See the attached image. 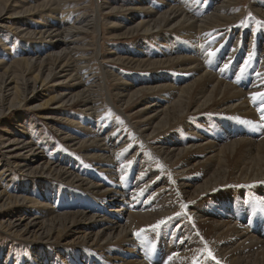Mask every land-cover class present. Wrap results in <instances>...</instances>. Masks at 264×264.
<instances>
[{"label": "bare ground", "instance_id": "1", "mask_svg": "<svg viewBox=\"0 0 264 264\" xmlns=\"http://www.w3.org/2000/svg\"><path fill=\"white\" fill-rule=\"evenodd\" d=\"M101 1L95 0L93 12L78 13L70 25H65L56 16L51 22L39 21L41 28L31 33L37 35L35 38L45 33L46 40L25 48L28 56L22 57L28 67L33 68L31 78L34 82L41 80L43 84L53 75L65 77L55 81L60 90L49 97L50 100L58 96L61 100L54 106L64 113L67 112L64 107L70 106L67 102L75 101L71 106H77L80 114H85V120H88L77 125L70 116L64 115V123L73 124L70 125L71 130L56 131L69 146L81 152L90 167L76 161L67 151L60 153L50 138L43 140L42 146H46V151L52 149L51 152L44 153L42 148L35 147L34 141L32 144L26 137L21 116H17V124L22 126L19 135L0 138V146L5 152V159L0 156V211L6 209L5 217L0 218V229L20 238L23 243L32 240L44 242L50 248L37 253L29 248L27 260L21 264H96L107 259H110L107 261L109 264H150L145 251L138 248L139 239L133 229L161 216L160 210L198 224L217 243L211 248L218 260L231 264H264L261 230L252 233L243 226L242 218L232 213L235 200L250 202L264 210V120L260 118L261 101L253 103L251 100L252 93L264 92V29L254 36L251 33L248 49L241 56L243 50L238 37L244 29L239 28L236 39L226 51L227 48L220 45L228 42H222L227 36L220 32L221 26L217 28V25L233 21L236 17L219 11L225 12L230 5L241 0H218L213 5L212 14L206 15L207 10L202 17L186 14L177 3L172 4L169 0H162L153 9L142 5L148 0H132L134 4L124 9H130L127 18L112 15L117 20L114 27L121 29L116 37L140 32L149 40H139L135 49L121 56L117 47L107 49L102 58V49L97 42L102 19L100 11L105 7ZM55 2L42 0L41 4L30 7L54 9ZM249 7L264 16L261 0L251 1ZM188 9L191 11V6ZM28 18L24 17V21ZM18 23L15 29L24 30L23 24ZM212 30L220 35L208 40L206 35L212 34ZM89 32L95 33V39L86 40L84 46L78 47ZM167 32L177 36H170ZM167 35L176 39L167 38ZM256 42L260 52L254 54L258 47ZM83 49L85 51L77 55V50ZM208 52L216 55L209 60ZM44 59L50 62L43 63ZM92 59L99 66L98 72L89 66ZM114 61L128 67L155 70L141 75L128 74L125 79L113 70ZM245 61L256 68L241 76L240 69ZM225 63L228 64L227 69H224ZM227 73L231 74L230 78L225 77ZM257 73L262 75L258 77ZM28 81L27 78L16 83L12 76L4 80L0 86V112L5 109L13 113L21 107L20 101L12 102V94L17 92L19 96V92L28 88L31 93L39 92L36 91V82L31 84ZM108 81L112 82L111 86ZM141 95L145 96L141 98L138 109L128 112L133 100ZM49 98L33 108L45 105ZM103 104L123 115L139 137V145L134 146L124 132H115L119 125L112 122V118L105 124L100 122L102 115H106L100 112ZM72 131L76 134H71ZM155 137L156 140L152 141ZM47 146L51 149L48 150ZM142 148L158 157L161 167H155ZM68 166L73 167H70L72 172ZM13 168L15 174L56 172L60 179L88 193L80 196V190V195L74 197L71 192L65 194L64 190L49 184L36 188L21 187L25 183L16 179L11 172ZM191 169L195 173H191ZM75 170L80 173L88 171L87 175L97 176L98 180L74 173ZM128 172L127 180L133 186L124 190L119 187L121 178ZM9 188L17 193L8 195ZM177 199L181 205L175 209ZM215 202V210L209 209V203L215 206ZM19 204L22 206L15 207ZM33 206L37 209L33 210ZM104 207H107V213H99ZM254 220H250L247 226L255 232ZM169 238H172V249L177 251L173 263L183 262L187 256L184 255L186 243L181 239L174 241L176 237ZM51 248L60 251L52 252ZM15 254L12 249L1 251L0 264H17V261L20 264Z\"/></svg>", "mask_w": 264, "mask_h": 264}, {"label": "rangeland", "instance_id": "2", "mask_svg": "<svg viewBox=\"0 0 264 264\" xmlns=\"http://www.w3.org/2000/svg\"><path fill=\"white\" fill-rule=\"evenodd\" d=\"M56 1L57 2H55V5H54V7L56 9L55 8L51 9L48 7L46 9L44 8V9L40 10L39 9L40 7L31 8L30 5L41 4L42 0H0V86L4 83V80H6L8 77H11V76H12V80L16 83L20 82L22 79L28 78L30 81H28L27 83L32 84V83L36 82L35 83V85H37L36 91L37 90L39 91L38 93L34 94V93L29 92V90H28L29 88H28L27 90H23L22 92H19V96H18L17 92L12 94V97H13L12 102L20 101V103H22V104H21V107H19L18 109L16 108V111H14L13 113L7 112L5 109L3 112H0V138L12 136L13 134L19 135L18 133L21 131L22 126L17 124L18 123L17 122V116H21V118H22L21 124L23 125V123H25L24 124L25 125V133L27 134L26 137L31 139L32 144L34 141L33 145L35 147L39 146L38 148L39 149L42 148V151L43 152L45 151L44 153H46V152L49 153V151L51 152L52 149L50 147L47 146L48 147L47 149L49 150V148H50L51 150L46 151V148H45L46 146H42L43 140L45 141V139L50 138L51 141L52 140L54 141L53 145L56 146L55 147L56 149L60 150V153L62 151L63 152L67 151L68 153L67 152L66 153L68 155H70L73 158L75 157L76 161L78 160L79 163L82 162V164H84V165H86V167H88L90 165L89 161L85 160L80 155L81 152H77L78 150L73 148L71 145L69 146L68 142L63 140L61 138V135L58 134V132L56 131V129H62L65 132H67L68 129L71 130L70 127L73 124L64 123V121L62 120L64 115L66 117L70 116L71 119L73 120V123L77 124V125H82L84 121L88 120V119L85 120V118H86L84 116L85 114H83V115L80 114L81 111L77 110V108H78L77 106H71L75 103V101L67 102V105H70V106L64 107V109L67 110V112L64 113V112H62V110L59 107L54 106L55 104L58 103L57 101L61 100L58 96H55L53 99L50 100L51 96L60 90L59 89L60 85H56L55 81H58V80L63 79L65 77H62L59 75H53V76L49 77L48 79H46L43 82V84H41V82H42L41 80L34 82V79L31 78V76L33 74V72H32L33 68H29L27 63H25V61L22 59L23 56H28L27 54H25L26 53L25 48L32 47L31 45H33L34 42H38L39 44H41L46 40L45 39L46 38L45 33L42 36L37 37V38H35L37 35H35V34L32 35L33 32L31 33V31L41 28L39 21L45 22L48 20L49 22H51V19L54 16H56L57 18H61L62 21H64L65 25H70L73 23L72 21H74V18L78 13H81V14L91 13L95 9V0H56ZM183 1L185 2V4ZM197 1H198V3H196ZM203 1L204 0H190V1H188V0H180V1L179 0L178 1L177 0H169L170 3H172V2H175L174 4L177 3L176 5L180 6L182 9H184V12L186 14L188 13V15H190V16H199V17L201 16L202 17V15L207 12V10L209 12H207L206 15L207 14L211 15L213 10H214L213 5L216 2H218V0H209L207 2L205 0L204 3H203ZM251 1H253V0H245V1H242V3L239 2L238 4H232L233 6L230 5V7L227 10H225V12H224V10L219 11L220 14H224V15L230 14L229 16H231V15L236 16L235 18L237 19L236 20L234 18L233 21L231 20L228 23H224L223 25H217L218 26L217 28H220V26H221L220 32H225L226 36L228 37V38L226 37V39H224L222 41V42H224V41H228V42L220 45L224 48H227L226 51L229 50L232 42L236 39L237 32L239 31V28L244 29L239 34V37H238V40L240 41V46L243 50L241 53V56H243L242 54H245L246 50L248 49L247 46H248L249 39L251 37V33H253V36H254L256 32L259 33V31H261L262 28L264 29V16L258 14L256 11L251 9V7H249ZM190 2H191V4H190ZM261 2H262V4H264V0H261ZM101 3L105 7L102 8V10L100 11V16L102 19L99 23V28H98V35L99 36H98L97 42H98L99 48L101 47V49H102L101 50V53H103V55H101L102 58H104V54L107 51V49L117 47V53H118V55L121 56V55H125L126 53H129L133 49H135V45H137L139 40H141V39L143 41L149 40L148 38H145V35L141 34L140 32H137L134 35H130V34L123 35L122 34L121 37H116L120 34L121 29L119 27H114V24L116 23L117 20L115 18H113L112 15H117L121 19L127 18V16H128L127 11L130 9H126V11L124 9L127 6L134 4L132 0H102ZM160 3H162V0H148L147 2L143 3L142 5H145L146 7H150L153 9V8H156L157 6H159ZM199 3H200V5H199ZM184 5L185 6L187 5V7L185 8ZM190 6H191V11H190V9H188L190 11L189 12L187 10V8H189ZM259 7H261V6H259ZM261 8H263V7H261ZM35 9H38L37 13H33V14L28 13V12H32ZM16 10H18V11H16ZM251 10H253V11H251ZM197 11H199V13ZM200 12L201 13L203 12V13L200 14ZM51 15H53V16H51ZM206 15H204V16H206ZM28 16L30 18H28L27 20L24 21V17H28ZM19 21H20V24H23L22 27L25 28L24 30H22V29L16 30L15 29V27L19 24L18 23ZM215 28H216V26L214 27V29ZM217 28L215 30L218 33L219 30H217ZM28 31H30V32H28ZM214 31L212 32V34H210V32H209L210 35H208V34L206 35L207 37L209 36L208 40H213V39H216L219 37L220 34L217 35L216 31L215 32ZM167 33L169 35L172 34L169 32H167ZM229 33H231V35ZM173 34L174 35H170V36H174V37L177 36V35H175V33H173ZM164 35H166V34H164ZM169 35H167L166 37L171 38L173 40L176 39L174 37H170ZM210 36H212V37H210ZM94 39H95V33H92V32L86 33L84 35L83 41L79 42L78 47L81 48L82 46H84L86 44V42H85L86 40L87 41H93ZM187 40H188V42L190 41V39H187ZM260 40H262V38H260ZM209 42H212V41H209ZM219 42H221V41H218V43ZM253 43H255V40H253ZM145 44H148V43H145ZM256 45H258V47H256V52H254V54L260 52V47H259L258 42H256ZM190 46H192V44H190ZM188 50H189V48H187V51ZM77 51H78L77 55H79V53L82 54L80 51H85V50L83 49V50H77ZM86 51L88 53L91 52L90 50H86ZM39 52H41V51H39ZM87 52H84V53H87ZM49 62H50L49 59H44L43 63H49ZM37 65L38 64H36L35 66H37ZM89 66L93 69L95 68L98 72L99 66H98L97 62H95V60L92 59L89 62ZM243 66H244V64H242L241 67H243ZM112 68H113V70H116V72H119L120 75L123 76L125 79L128 78V74H132V75L138 74L139 75L140 73H143V72L150 73L151 71L155 70V68L149 69V70H142L141 67H137V68L128 67V66H124L122 63H118V62L113 63ZM255 68H256V66H252L251 64L247 63V67L245 68L244 73L241 74V72H240V75L244 76L245 74L253 71V69H255ZM34 70H36V69L34 68ZM44 75H45V72L42 74V77H44ZM230 76H231L230 73L225 74V77L230 78ZM108 83L111 86L112 82L108 81ZM12 84H13V82L11 83V85ZM31 84H29V85H31ZM23 93H25V97H23ZM34 95H36V97H34ZM144 96L145 95H141L136 100H133L131 105L127 108V111L128 112H135L141 104V98ZM48 98L50 101L45 103V105L33 108L36 106V104L42 103L43 100H45V99L47 100ZM103 106L105 108L103 107L102 109H100V112H102V113L104 112L103 114H106V115H102L103 116L102 121L100 120V122L105 124L108 122V121L106 122V120H110V118H112L111 121L112 122L116 121L115 122L116 125L117 126L119 125L118 127H116L117 131H115V132H117V133L124 132L132 140L131 142H133L134 146L139 145L138 143H141V141H139L140 140L139 137L135 134V132L132 131L133 130L132 127L130 126V124H127V121L124 119L123 115H121L119 112L114 111L113 109L108 107L107 104H103ZM2 110H3V108H2ZM46 115H51L52 117L51 118H45L44 116H46ZM117 117H119V121H122V123L118 122ZM80 122L82 124H80ZM119 127H121V128L118 129ZM73 129H75V128H73ZM78 129H79V127H78ZM73 131H72V133L71 132L70 133L71 134L75 133ZM110 131H112V129ZM1 140H4V139H1ZM154 140H156V137L152 141H154ZM37 142H39V143L37 144ZM43 148L45 150H43ZM142 150H143V152H147V155L151 157L155 167H161V162L158 159V157H156L155 155L153 156V154L150 153V151L147 149L142 148ZM129 154H130V152H129ZM4 155H5V152L3 150V147L0 146V156L5 159ZM75 155H77V156H75ZM79 159H80V161H79ZM87 163H88V165H87ZM59 165L63 166L61 164H59ZM65 167L67 168L66 165H65ZM68 167H69L68 170H70L72 172L73 170H71V169H73V167L72 166H68ZM70 167H71V169H70ZM190 171L192 173V171H194V169H191ZM11 172H13L15 174V172H16L15 168H13ZM76 172L79 173L80 175H84V174L87 175L88 174V171H85L84 173H80V172L75 170L74 173H76ZM74 173H72V174H74ZM194 173H195V171H194ZM96 174L98 176H100L98 173H96ZM128 175H129V172L124 176L122 183L120 184L119 188H122L124 190H129L133 186L127 180ZM15 176H16V179H18L20 181H24L25 185L21 186V187L36 188V187L42 186L44 184H49V185L55 186L59 190H64L63 193H65V192L70 193L71 192L70 194H74L73 195L74 197H77L80 194H81L80 196H83L84 194L88 193L87 190L80 188L79 186H77V187L75 186L76 187V189H75V187L73 185H71L70 183H68L62 179H60L58 177L59 175L56 172H49V173L48 172L39 173V172H35V171H31L30 173L17 172L15 174ZM87 177L89 179H93L94 181L98 180L97 176H96V178H94L91 175H87ZM133 179H134V177L132 176V180ZM0 185H2V184H0ZM1 189L2 188L0 187V190ZM8 190H9L8 195H10V196L15 195L17 193V191H15L12 188H9ZM78 192H81V193L79 194ZM25 193L32 195L29 192H25ZM67 193H65V194H67ZM2 196H3V198L6 197V196H4V194ZM78 200H80V198H78ZM2 201H3V199H2ZM179 203H181L180 200H178V203L174 204L175 209H177V207L178 208L180 207L181 204H179ZM94 204H96V203H94ZM20 206H22V205L21 204L15 205V207H20ZM208 207H209V209L215 210L216 202H215V206H213V204L209 203ZM32 209L35 210V209H37V207L33 206ZM5 210L6 209H3L2 211H0V218L5 217V215H6ZM99 211H100L99 213H107V207L106 208L104 207V208L100 209ZM160 211H158V212L162 213V215L159 216L158 218L153 219L152 220L153 222L151 221L150 223L141 224L142 226L139 225V226L134 227V229H133L134 233L141 232L142 228L146 231V232L143 231L144 233L141 232L143 234L140 233L139 236H137V235H135V236L139 239L138 240V248H141L142 250L145 251L146 258L148 257L147 259L150 262V264H165V261L168 260L169 256H171L172 259H171V261H168V264H174L173 263V257L177 253V251H174L172 249V245H171V239L172 238H169V237H176V239L174 240L176 242L181 239L182 241H184V243H186V248L184 249V250H186V253H184V255L187 254V256L183 259V262L180 261L181 263L176 262L175 264H193L194 258L197 260V264H217V262H218V264H231L229 262H225V261L222 262L221 260H218L216 253H215V250H213L211 248L212 245L217 246L216 245L217 243H214V241L211 238H209L206 235V233H204L203 229L199 228L198 224L195 225L196 223H193L192 221H188L186 218L184 219L183 217H181V218L175 217L174 213H170L168 211H163V210H160ZM232 213H234V215L240 216L242 218V220H243L242 224L244 227H246L252 233H255V234H256V231L259 229L262 232L261 235L264 237V210H262L260 208H256L250 202H247V201L241 202V201L235 200L233 205H232ZM169 218H171L170 222L164 226H161V228H159V229H153L152 228V226L157 224L160 220H162V219L163 220H169ZM177 218L181 219V220L178 221ZM246 218H248V219H246ZM174 219H177V220H174ZM252 219H255L254 220L255 232L247 226V223L250 222V220H252ZM257 220H259V222ZM258 231H257V233H258ZM159 237L162 240H160ZM19 239L20 238L6 234L5 232L1 231V229H0V252L12 249L13 252L16 253L15 255L20 260V264H21V262L24 263L27 260V254H28L29 248H31L35 253H37L39 250L46 252L47 249H50L49 246L44 242H42V243L32 242L33 241L32 240V241H28L27 243H23ZM205 246H207L208 250L212 249L211 251H212L213 256L215 257V260L208 257L207 252L205 251ZM51 249L54 250L52 252L60 251V250H58V248H51ZM192 249H194V250H192ZM199 251L201 254L199 253ZM60 254H63V253H60ZM153 256H155V257H153ZM37 260H39V258ZM108 260H110V259L103 260L101 262H97L96 264H109L107 262ZM64 261H65V259H64ZM200 261H202V262H200ZM17 264H19L18 261H17Z\"/></svg>", "mask_w": 264, "mask_h": 264}, {"label": "snow or ice", "instance_id": "3", "mask_svg": "<svg viewBox=\"0 0 264 264\" xmlns=\"http://www.w3.org/2000/svg\"><path fill=\"white\" fill-rule=\"evenodd\" d=\"M215 55H216V53H214V52H208L207 53V56H208L209 60H211ZM247 63L248 62L245 61L244 66L241 67V69H240L241 74L244 73L245 68L247 67ZM227 68H228V64L225 63L224 64V69H227ZM261 75H262L261 73H257V76L258 77L261 76ZM251 100H252L253 103L257 102V100L261 101V105H260V107H261V116H260V118L262 120H264V92H255V93H252L251 94ZM117 120H118V122L122 123V121H119V117H117ZM131 163L132 162L129 161V164H131ZM121 179H123V177ZM182 207H185V206L182 205ZM177 215H179V213ZM170 220H171V218H169V220H160L157 224L153 225L152 228L153 229H159V228H161V226H164L167 223H169ZM143 231H145V230L144 229H141V232H143ZM134 235L139 236L140 235V232H137ZM205 251L207 252L208 257H210L213 260H215V257L213 256L212 252L207 249V246H205ZM171 259H172V257L169 256L168 257V260L165 261V264H168V261H170ZM193 264H197V260L195 258L193 259ZM217 264H218V262H217Z\"/></svg>", "mask_w": 264, "mask_h": 264}]
</instances>
